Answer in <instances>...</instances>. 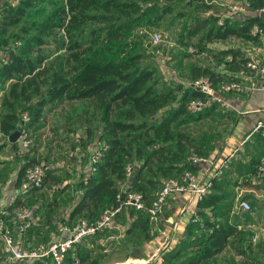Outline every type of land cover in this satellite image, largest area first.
Masks as SVG:
<instances>
[{
    "label": "trees",
    "instance_id": "obj_1",
    "mask_svg": "<svg viewBox=\"0 0 264 264\" xmlns=\"http://www.w3.org/2000/svg\"><path fill=\"white\" fill-rule=\"evenodd\" d=\"M169 1L173 0L0 2V87H6L0 100L5 107L0 114V131L8 134L18 125L23 110L29 114L25 121L29 127L44 111L63 101L80 99L84 101L80 115L84 114V120L95 116L99 125L98 140L106 144L92 161L93 167L89 164V171L76 180L78 197L66 216L60 218L65 222L80 217L96 218L103 208L118 203L116 195L122 189L141 191L148 203L163 177L178 175L183 168L194 170L197 167L186 158L190 152L206 154L213 144V134L195 136L188 128L190 120L205 116L217 103L189 110L187 99L202 95L190 80L205 74L217 83L232 74L193 63L186 81L173 83L159 79L145 61L150 41L134 35L133 29L141 24H155L164 13L173 11L174 18L190 15L189 21L182 20L176 37L180 43H187L200 31L193 51L209 48L206 42L230 35L257 39L261 32H250V26L256 23L259 31L264 28V15L256 11L258 6L264 5V0H246V10L240 17L215 12L201 14L211 6L205 0H184L192 7L190 10ZM189 52L184 49L183 55ZM212 55L218 64L232 71L249 56L238 46L219 47ZM96 126H91L88 120L86 134H91ZM11 142L15 144L14 140ZM35 161L39 160L26 157L18 168L17 182L25 168ZM126 163L131 164L128 174L124 168ZM233 163L226 162L221 172L212 177L210 188L195 202L192 218L186 222L175 244L161 253L159 262L200 264L225 246L243 254L244 232L237 222L233 209L235 193L230 188L239 181L231 179L230 169H224ZM43 165L40 186L49 187L58 177L45 163ZM257 166L250 161L239 168L253 174ZM119 179L122 180L120 185ZM242 182L249 181L243 178ZM56 189H60L59 186ZM26 198L27 195L18 198L9 207L21 204L30 207L31 199ZM55 201L53 198L49 202L48 210ZM126 216L129 220L124 235L133 233L132 244L152 236L144 209L126 205L114 215L122 222ZM106 227L93 235L102 233ZM85 238L66 251L61 264H74V257L76 264H99L100 256L92 255L91 248L84 246ZM24 264L46 262L34 260Z\"/></svg>",
    "mask_w": 264,
    "mask_h": 264
},
{
    "label": "rangeland",
    "instance_id": "obj_2",
    "mask_svg": "<svg viewBox=\"0 0 264 264\" xmlns=\"http://www.w3.org/2000/svg\"><path fill=\"white\" fill-rule=\"evenodd\" d=\"M2 1L3 0H0V2ZM228 1L230 2L231 0H211L210 9L221 14L229 13L234 17H240L243 13V9H231L228 5ZM240 1L241 0H237V2ZM169 3L174 6L180 5L181 8L185 10H190L192 8L189 7L184 0H173L169 1ZM172 12L164 13L155 24H141L135 26L133 29L134 35L150 41L151 47L148 50L145 61L150 63L151 67L154 69L155 75H157L159 79L165 78L166 82L173 83L179 80L186 81L189 79L188 72L191 64L202 63L203 65H214L215 58L212 55V51L215 50V46L218 44L239 45L244 51L250 48L249 45L245 46L244 38L230 35L223 39H213L207 42L212 43L209 48L193 51L195 49L194 41H196L200 31L189 38L187 43H180L176 37L180 31L182 20L185 18L189 21L190 15H186L187 17L182 16L180 18H174L171 16ZM153 32L158 33V37L155 39L153 38ZM44 47H48V45H44ZM184 49L190 51L189 54L184 56ZM83 103L84 101L80 99L63 101L61 104L50 108L44 115L46 120L44 119L41 121V125L45 124L53 130V135H55L54 138L57 136L56 129L59 125L69 129L71 132V134H67V139L62 138V143L59 142L55 144L56 155L59 159L63 160L65 157V154H62L63 151L67 152V150L73 149L75 144H80L82 150L84 149V151H86L88 147L87 144L85 145V141L87 139L90 141L89 145L91 146L90 155L93 149L98 146V121L95 116L86 120L83 119L84 114L80 115V113L83 112L82 109H84ZM219 119H221V113L220 110H217L197 120H191L187 124L190 132L195 136H199L201 133L207 135L213 134L214 139L218 140L221 138L222 133L225 132V125L221 123ZM88 120H90L91 126L97 125L93 128L94 130L91 134H86L85 131V125ZM216 127L219 129L217 132L214 131ZM211 128L213 130H211ZM207 129L212 132H207ZM27 131L31 139L32 134L30 133L29 127ZM69 137H71L72 140L68 142ZM83 138L84 141H80ZM30 145L31 142L28 146L30 147ZM259 164L264 165L263 162ZM63 167H65L64 164L58 165L60 169H63ZM59 174L63 177L53 180L51 186L47 187L42 185L36 189L38 191L37 195L41 193V195H38V200H40L41 205L50 202L52 198L56 200V204L52 205V209L50 210L51 214L48 219L49 225H54L56 220L66 214L69 205L72 204L77 189L74 183H68L64 180L65 173L60 172ZM234 176V179H240L238 181H242L243 178L251 180V176L244 172L241 173V175L236 174ZM261 177L264 178V170L260 178ZM253 184H255V182H253ZM58 186L60 189L57 190L56 187ZM61 187L63 188L61 189ZM230 188L234 193L236 192L237 198L242 196L243 199H246L250 203V208L246 211L237 207V200H235L233 204V209L237 213V222H239V227L244 232V241L242 242L244 246L243 254H237L232 247L225 246L219 253L202 261L200 264H264V186L259 184L258 187H254V185L249 186L243 183L237 186H230ZM48 206H50V204ZM120 220V217H116L115 223L113 224H117ZM113 224L106 227L101 234L87 239L88 245L92 250V255L100 256L98 259L99 264H165L161 262L156 263V259L153 258L154 254L140 258L133 253V251L131 252L128 249V243L131 244L130 239L133 233L126 236L124 235V225L126 222L123 224L121 221L119 226ZM37 242L39 241L33 244ZM1 259L2 254L0 253V260ZM19 264H24V262H19Z\"/></svg>",
    "mask_w": 264,
    "mask_h": 264
},
{
    "label": "crops",
    "instance_id": "obj_3",
    "mask_svg": "<svg viewBox=\"0 0 264 264\" xmlns=\"http://www.w3.org/2000/svg\"><path fill=\"white\" fill-rule=\"evenodd\" d=\"M205 1L209 3L211 2V0ZM230 2L228 1L229 6ZM245 10L246 8L243 11ZM209 12H215L220 15H230L229 13L221 14L217 11H214L213 9H210V7L204 10L201 14H206ZM262 13L264 15V11H262ZM244 42L245 46L249 45L250 47H248L249 49H247V51H244L243 48L239 47V45L218 44L214 46L215 49L223 46H238L245 54L249 56H256L264 44V35L261 33L257 39L244 38ZM207 44L206 45L209 47L212 45V43ZM217 63L218 62L215 59L214 65H206H209L210 67L217 70L220 66ZM5 88V86L3 88L0 87V100L3 96ZM222 98L223 101L221 103L214 104L213 109L206 115L220 110L221 119H219V121L225 125V132L222 133L220 139L213 140V144L206 154L213 155L214 160H216L230 153L227 162L232 161L234 163L232 166L226 165L224 169H230V177L232 179L236 174L241 175L244 170H241L242 168L239 167H244L246 164H249L250 161H253L254 164H259L260 162L264 163V136H262L263 134L259 133L258 131H251L252 125L254 124L256 118L261 114V109L264 106V89L256 87L251 90H230L224 92L222 94ZM4 109L5 107L0 104V114ZM47 111L48 110L44 111L43 115L29 126L30 133L32 134L30 141L31 145L22 151L16 149V141L18 140L17 138L14 140L15 144H13L11 140L7 138V134H4L0 131V208L4 206L8 193L12 191L18 183V168L20 164L26 159V157H33L42 163H45V165L51 169L52 173L56 175L58 179L63 177L60 176V172L65 173V175L63 174L65 178L64 180L68 183H74V186L76 185V180L89 171L91 146L89 145L90 141L88 139L85 141V145L87 144L88 147L86 151H84V149L82 150L80 144H75L73 149H69L67 152L63 151L62 154H65L63 160L57 158L55 144H58L59 142L62 143V138L67 139V136L71 134V132L69 129L63 128L62 125H59L56 129L57 136L54 138L55 135H53V130L45 124L41 125V121L44 119L46 120L44 115ZM208 129L207 132H212ZM211 130L213 129L211 128ZM218 130L219 129L217 127L214 129L215 132ZM70 140H72L71 137L68 138V142ZM80 141H84V138ZM60 164H64L65 167H63V169L58 168V165ZM209 166V164L204 165L203 163H197V167L194 170L203 171V174L206 176L208 174L206 168ZM245 171L247 172L248 169L246 168ZM246 174L251 176V180L248 179L249 182L246 185H254V187H258L259 184H262L264 186V178H260V176L255 177L249 172ZM238 180L240 179L237 178V181ZM242 181H239L238 184L233 186L243 184ZM253 182H255V184H253ZM118 183L120 185L122 180L119 179ZM37 192V190H34L33 192H29L27 195V198L31 199L30 207L34 216L33 221L29 229H26L22 235H16V237L21 240L23 245L33 244L36 241L48 240L54 236L53 224L49 225V221L46 220V218L49 219L51 214V211L48 210L49 202H47L45 205H41L40 200H38V195H41V193H38L37 195ZM77 197L78 190L76 189L75 197L72 203L77 199ZM240 199H243V197L240 196L237 198L235 192L234 201L237 200L238 202ZM185 200V192L179 191L171 193V195H169L165 201L163 210L157 220V228H155V230L151 233L152 236L149 239L140 238V241L135 244L128 243V249L131 252L133 251V253H135L140 258L148 257L154 254L153 258L156 259V263L159 262L161 253L165 250H168L175 244L178 237L181 235L186 222L192 218L195 204L194 206L186 208L184 207L186 202ZM71 205L72 204L69 205L68 211ZM66 214L63 216H66ZM115 218L116 217L113 218L112 222L108 226L115 223ZM128 220L129 217L126 216L125 221L122 223L125 224V222L127 223ZM121 221L122 219L117 224L113 225L119 226ZM87 239L85 238L83 241L85 247H89ZM2 263L3 262L0 260V264Z\"/></svg>",
    "mask_w": 264,
    "mask_h": 264
},
{
    "label": "built area",
    "instance_id": "obj_4",
    "mask_svg": "<svg viewBox=\"0 0 264 264\" xmlns=\"http://www.w3.org/2000/svg\"><path fill=\"white\" fill-rule=\"evenodd\" d=\"M246 0L240 2L233 1L230 7L233 9H245ZM257 12L264 11V5L256 8ZM261 32L264 35V28L259 31L256 23L250 26V32ZM158 33L153 32V38H157ZM219 69L231 73L228 78L219 80L214 83L212 79L205 74H199L190 80V84L199 89L202 95L191 96L186 101V107L189 110H198L202 107L213 103H221L223 101L222 94L230 90L246 89L251 90L259 87L264 89V44L260 52L256 56H248L244 63L235 70L219 64ZM29 118L26 110L21 111L19 125V133L17 135V150H24L28 147L31 139L28 136V127L25 121ZM251 131H258L264 134V106L261 114L256 118L251 127ZM106 144L99 140L98 146L95 147L90 155V168L100 154V148ZM229 154L214 160L211 154H199L190 152L186 158L197 163L210 165L207 167L208 174L205 176L203 171L191 170L183 168L178 175H168L162 178L159 187L154 192L153 197L148 203H145L142 192L139 190L129 189L121 190L116 197L118 203L103 208L98 216L92 220L84 217L74 219L71 222H65L58 219L54 222V236L46 241H39L35 244L23 245L16 235H22L26 228L33 221V212L31 207L21 204L15 207L13 205L18 198H23L28 193L41 185L44 175V165L41 161L30 163L24 171L23 177L16 184L15 188L8 193L4 206L0 208V253L1 261L5 264H16L20 261L30 263L34 260H43L46 264H61L66 251L71 249L75 243L79 242L86 236L95 234L108 226L115 213L121 206L129 205L135 209H144L147 213L146 221L151 234L157 228V220L163 210L165 201L173 192H185L186 202L184 207L194 206L195 202L200 199L204 193L210 188L212 177L221 172L222 167L226 164ZM125 173L131 170V164L124 165ZM264 170L263 164H258L253 176H261ZM237 207L242 210H248L250 203L246 199H240ZM73 263H77L74 257Z\"/></svg>",
    "mask_w": 264,
    "mask_h": 264
},
{
    "label": "water",
    "instance_id": "obj_5",
    "mask_svg": "<svg viewBox=\"0 0 264 264\" xmlns=\"http://www.w3.org/2000/svg\"><path fill=\"white\" fill-rule=\"evenodd\" d=\"M18 133H19V125H16L12 130L8 132L7 138L13 141L17 138Z\"/></svg>",
    "mask_w": 264,
    "mask_h": 264
}]
</instances>
